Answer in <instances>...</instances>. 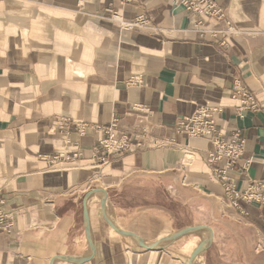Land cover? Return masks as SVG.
Here are the masks:
<instances>
[{"label": "crops", "instance_id": "1", "mask_svg": "<svg viewBox=\"0 0 264 264\" xmlns=\"http://www.w3.org/2000/svg\"><path fill=\"white\" fill-rule=\"evenodd\" d=\"M214 1L237 34L201 33L172 0H0V264H264V205L225 207L210 141L176 130L223 107L217 130L252 161L237 188L264 181V0ZM234 83L258 112L237 117ZM113 119L162 145L93 158L104 135L76 125Z\"/></svg>", "mask_w": 264, "mask_h": 264}, {"label": "built area", "instance_id": "2", "mask_svg": "<svg viewBox=\"0 0 264 264\" xmlns=\"http://www.w3.org/2000/svg\"><path fill=\"white\" fill-rule=\"evenodd\" d=\"M127 2L128 0H121ZM176 6L184 9V12L190 16L191 23L198 31L207 32L212 37L221 35L227 37L237 34V30L226 20L225 13L217 6L214 0H172ZM208 19L220 20L224 23V29L205 30ZM113 21L128 29L127 26L117 14L113 15ZM230 99L236 101L234 105L236 115L242 118L245 113H256L260 105L254 94L246 86L234 83L230 90ZM223 107L217 105L199 106L191 117L184 118L176 123L178 133H184L188 138L207 139L211 143V149L205 154V162L215 178L216 183L222 190L223 204L229 209L236 210L240 215L245 211L242 207L253 205L260 207L264 205V181L250 180L243 190H239L233 174L236 167L239 166V173H247L251 164V159H244L245 141L240 133L235 131L231 137L224 139L222 133L217 130V120L222 114ZM87 128L92 129L95 134L102 133L104 138L97 141V146L93 148V158H98L102 152L105 158L117 156L132 152L133 149L145 148L146 143L154 147L162 145L148 135L137 136L129 132L120 131L118 121L113 119L107 127L98 125L88 126L86 124H77L76 129L80 135L86 133ZM172 142L168 141V144ZM166 144V143H163ZM69 156L57 155L50 161L51 165L60 161H69ZM11 223L7 217L0 212V231L10 233Z\"/></svg>", "mask_w": 264, "mask_h": 264}, {"label": "water", "instance_id": "3", "mask_svg": "<svg viewBox=\"0 0 264 264\" xmlns=\"http://www.w3.org/2000/svg\"><path fill=\"white\" fill-rule=\"evenodd\" d=\"M199 229H201V228H191V229H187V230L181 231V232L173 235L172 236V239L180 238V237L184 236L187 233H190V232H193V231H196V230H199ZM204 246H205V242H203L200 245H198V247L194 250V252L191 255L192 258H194L195 256H197L204 249Z\"/></svg>", "mask_w": 264, "mask_h": 264}, {"label": "rangeland", "instance_id": "4", "mask_svg": "<svg viewBox=\"0 0 264 264\" xmlns=\"http://www.w3.org/2000/svg\"><path fill=\"white\" fill-rule=\"evenodd\" d=\"M148 191V190H147ZM149 192V191H148ZM149 193H151L150 195H151V197H152V199L154 198V200L155 201H161L162 200V195L161 194H158V193H156V192H149ZM155 193V194H154ZM204 236V235H203ZM205 237V236H204ZM190 241H194L195 242V240H190ZM195 247V245L193 244V245H189V247H187V248H189V251H192V249Z\"/></svg>", "mask_w": 264, "mask_h": 264}, {"label": "bare ground", "instance_id": "5", "mask_svg": "<svg viewBox=\"0 0 264 264\" xmlns=\"http://www.w3.org/2000/svg\"><path fill=\"white\" fill-rule=\"evenodd\" d=\"M193 244L195 245V242L194 241L193 242H190L188 245H193Z\"/></svg>", "mask_w": 264, "mask_h": 264}]
</instances>
